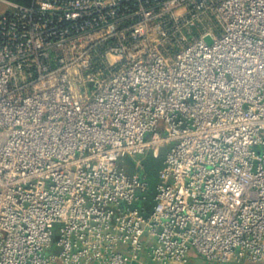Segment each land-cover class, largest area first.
I'll return each mask as SVG.
<instances>
[{"label": "built area", "instance_id": "obj_1", "mask_svg": "<svg viewBox=\"0 0 264 264\" xmlns=\"http://www.w3.org/2000/svg\"><path fill=\"white\" fill-rule=\"evenodd\" d=\"M0 2V264H264V0Z\"/></svg>", "mask_w": 264, "mask_h": 264}, {"label": "rangeland", "instance_id": "obj_2", "mask_svg": "<svg viewBox=\"0 0 264 264\" xmlns=\"http://www.w3.org/2000/svg\"><path fill=\"white\" fill-rule=\"evenodd\" d=\"M6 7L7 5L5 3L0 2V12H3ZM165 150V147L153 148L142 160L143 169H141V174H146V178L152 187H154L157 182L158 173L161 167V159L165 153ZM129 164L136 172L139 171L140 166L136 165L135 159H129Z\"/></svg>", "mask_w": 264, "mask_h": 264}, {"label": "crops", "instance_id": "obj_3", "mask_svg": "<svg viewBox=\"0 0 264 264\" xmlns=\"http://www.w3.org/2000/svg\"><path fill=\"white\" fill-rule=\"evenodd\" d=\"M165 153H166V150H165ZM165 153H164V155H163V157L161 159V166H162V163H163V159H164ZM130 172L134 173L135 171H134V169L130 168ZM143 260H144V264H160L158 261L150 259L147 256H145L143 258ZM189 264H210V263L203 256H201L199 254H194L191 257Z\"/></svg>", "mask_w": 264, "mask_h": 264}, {"label": "trees", "instance_id": "obj_4", "mask_svg": "<svg viewBox=\"0 0 264 264\" xmlns=\"http://www.w3.org/2000/svg\"><path fill=\"white\" fill-rule=\"evenodd\" d=\"M19 1H25V0H19Z\"/></svg>", "mask_w": 264, "mask_h": 264}, {"label": "water", "instance_id": "obj_5", "mask_svg": "<svg viewBox=\"0 0 264 264\" xmlns=\"http://www.w3.org/2000/svg\"><path fill=\"white\" fill-rule=\"evenodd\" d=\"M208 40H210V38H208Z\"/></svg>", "mask_w": 264, "mask_h": 264}]
</instances>
